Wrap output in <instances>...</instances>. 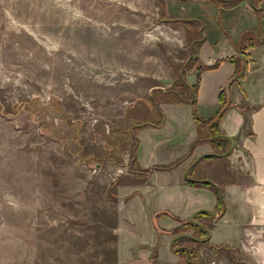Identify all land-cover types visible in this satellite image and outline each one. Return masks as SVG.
Segmentation results:
<instances>
[{"label": "rangeland", "instance_id": "374dc122", "mask_svg": "<svg viewBox=\"0 0 264 264\" xmlns=\"http://www.w3.org/2000/svg\"><path fill=\"white\" fill-rule=\"evenodd\" d=\"M159 8L0 0V264H133V139L111 130L171 86L157 78L192 39ZM115 145L125 166L106 158Z\"/></svg>", "mask_w": 264, "mask_h": 264}, {"label": "crops", "instance_id": "0c3cea01", "mask_svg": "<svg viewBox=\"0 0 264 264\" xmlns=\"http://www.w3.org/2000/svg\"><path fill=\"white\" fill-rule=\"evenodd\" d=\"M167 7L172 14L164 22L180 23L186 32L191 30L192 39H187V54L173 67L174 73L160 76L157 82L172 85L182 64L195 56L196 66L186 79L195 84L200 74L198 111L209 118L221 106L222 91L235 78L228 88L230 104L220 121L222 132L234 143L226 158L199 161L215 153L204 142L172 170H156L147 176L133 173V189L128 193L133 199L135 227L133 264H187L171 249L173 236L155 226L156 222L160 228L172 230L180 222L168 214L154 217L169 212L186 220L197 210L217 209V195L210 188L189 184L188 173L191 180H209L219 186L225 202L221 215L201 219L210 230V246L201 249L199 263L264 264V41L244 52L240 47L247 31L262 35L263 29L264 37V0H169ZM255 37L251 34L248 39ZM231 57L233 61L227 60ZM161 97L164 124L137 132V160L145 169L177 161L205 134L189 103L167 101L164 94ZM147 100L142 106H133L134 120L156 118ZM140 115L143 119H136Z\"/></svg>", "mask_w": 264, "mask_h": 264}, {"label": "trees", "instance_id": "16d2710c", "mask_svg": "<svg viewBox=\"0 0 264 264\" xmlns=\"http://www.w3.org/2000/svg\"><path fill=\"white\" fill-rule=\"evenodd\" d=\"M160 8L159 14L160 19L168 20L169 17L165 13V5L162 1L158 0ZM185 24L188 25H199L195 24L193 21L183 20ZM262 25L264 23L262 22ZM256 36L255 38L248 39L249 35ZM264 41L263 37V29L262 35H258L252 31H247L242 35L241 39V52H244L249 47L257 45L258 43H262ZM234 57L227 58V60L233 61ZM239 60V59H238ZM197 63V59L195 56H192L182 67L181 73L178 78L175 79L172 85L165 89L155 88L150 94V106L156 114V118L152 121H136L133 120V124L129 126L124 132L113 128L111 130V135L115 132L122 133L129 139H133L132 149L130 153V160L127 162L129 170L132 173L140 174V175H150L152 172L156 170H172L179 163H181L194 149L197 145L208 142L211 144L215 153L202 156L199 161L210 158H226L232 152L233 148V139L232 137L226 135L222 132L220 127V121L227 110L230 101L228 99V88L232 81L235 78H232L226 88L222 91L221 95V106L216 111L215 115L212 117L206 118L203 117L198 111V100L197 93L199 88L200 74L197 75V81L195 84H190L187 79V73L192 70ZM219 64L217 62L214 66L216 67ZM198 69L202 70V67ZM238 72V71H237ZM157 94H164L167 101L173 103H189L192 106L193 116L196 124L205 130V134L203 136H199L192 145L190 146L189 152L187 155L178 159L177 161L169 164V165H159L153 166L151 168L145 169L142 168L137 160V150L139 147V138L137 137V132L140 129L147 127H161L165 122V115L159 105V101L156 99ZM165 99V100H166ZM122 151L118 148V145H115L114 149L109 152L106 156L107 160L110 163L117 164L119 166H125L126 161L122 156ZM86 159V158H85ZM89 159V157H88ZM186 180L189 184L196 187H207L210 188L218 197V205L216 210H208V209H200L192 213V215L186 219H179L175 215L169 212H161L155 215V219L159 217L161 214H168L174 218H176L180 225L172 230H165L160 228L156 222L155 226L158 228L159 232H167L173 236L171 242V249L179 256L182 261H185L187 264H200L199 263V253L203 247L210 246V230L204 224H202L201 219L212 216H219L223 213L225 209V202L222 189L217 186L215 183L209 180L195 181L189 178V173L186 176Z\"/></svg>", "mask_w": 264, "mask_h": 264}, {"label": "water", "instance_id": "95a60500", "mask_svg": "<svg viewBox=\"0 0 264 264\" xmlns=\"http://www.w3.org/2000/svg\"><path fill=\"white\" fill-rule=\"evenodd\" d=\"M246 4V2H244ZM244 70V68H242V71Z\"/></svg>", "mask_w": 264, "mask_h": 264}]
</instances>
